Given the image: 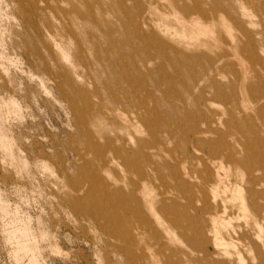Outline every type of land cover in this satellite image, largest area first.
I'll return each instance as SVG.
<instances>
[{
  "label": "rangeland",
  "instance_id": "rangeland-1",
  "mask_svg": "<svg viewBox=\"0 0 264 264\" xmlns=\"http://www.w3.org/2000/svg\"><path fill=\"white\" fill-rule=\"evenodd\" d=\"M253 166L264 0H0V264H206Z\"/></svg>",
  "mask_w": 264,
  "mask_h": 264
},
{
  "label": "bare ground",
  "instance_id": "bare-ground-1",
  "mask_svg": "<svg viewBox=\"0 0 264 264\" xmlns=\"http://www.w3.org/2000/svg\"><path fill=\"white\" fill-rule=\"evenodd\" d=\"M234 162L238 166L241 165L238 161ZM263 168L264 166H253V172L260 170L263 174L259 176H255L254 174L249 175L247 180H244L242 175L237 172L236 177L238 178L235 179L234 182L230 181L229 174L226 171L225 176H223L217 167L214 168L213 173L210 172L208 174L209 178H218L219 185L221 182H224L225 192L227 190L231 191L230 198L228 199V197L225 196V200H222L221 210H217L220 209V203L217 200L218 193L216 189H210V195L214 202L213 208L216 209L217 212L221 211L225 213L220 215L228 216L229 210L227 203L231 202L234 197L239 201V208L244 211L249 210V214L246 213L242 215V218L244 217L245 221H243V224L241 225H232L231 216H229L225 221V234H221L219 231L220 225L224 224V219L218 214H216V217L212 218V225L214 227V229H212V235L205 239L203 238V241L196 246V250L202 253V258L206 264H253L252 262L245 261V258L242 255L243 250L253 252V258L257 259L256 264H264V190H256L255 188L257 185H264ZM188 171L190 172V170ZM188 171L185 170L184 173L191 178L192 175H190L191 173ZM184 181L182 186L186 188V181ZM243 181L250 185L251 203L249 202L251 200H248L245 196V192L249 188H246L243 185ZM179 190L181 191V189ZM255 199L263 200V202H257ZM209 246L212 247V251L209 250ZM230 246L232 247V250L230 249Z\"/></svg>",
  "mask_w": 264,
  "mask_h": 264
}]
</instances>
